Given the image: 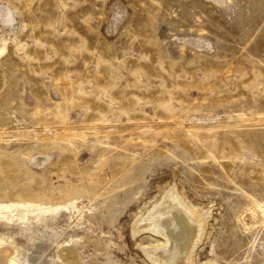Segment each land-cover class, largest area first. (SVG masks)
<instances>
[{
  "label": "rangeland",
  "instance_id": "1",
  "mask_svg": "<svg viewBox=\"0 0 264 264\" xmlns=\"http://www.w3.org/2000/svg\"><path fill=\"white\" fill-rule=\"evenodd\" d=\"M172 187L264 264V0H0V264H156Z\"/></svg>",
  "mask_w": 264,
  "mask_h": 264
},
{
  "label": "bare ground",
  "instance_id": "2",
  "mask_svg": "<svg viewBox=\"0 0 264 264\" xmlns=\"http://www.w3.org/2000/svg\"><path fill=\"white\" fill-rule=\"evenodd\" d=\"M191 208L172 187L139 216L137 215L132 233L138 234L145 230L163 239L160 245L143 248L152 262L192 264L195 261V249L206 230L207 216Z\"/></svg>",
  "mask_w": 264,
  "mask_h": 264
},
{
  "label": "clouds",
  "instance_id": "3",
  "mask_svg": "<svg viewBox=\"0 0 264 264\" xmlns=\"http://www.w3.org/2000/svg\"><path fill=\"white\" fill-rule=\"evenodd\" d=\"M11 15V14H10Z\"/></svg>",
  "mask_w": 264,
  "mask_h": 264
}]
</instances>
